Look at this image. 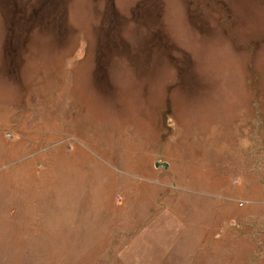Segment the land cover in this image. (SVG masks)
Here are the masks:
<instances>
[{
	"label": "rangeland",
	"instance_id": "374dc122",
	"mask_svg": "<svg viewBox=\"0 0 264 264\" xmlns=\"http://www.w3.org/2000/svg\"><path fill=\"white\" fill-rule=\"evenodd\" d=\"M0 264H264V0H0Z\"/></svg>",
	"mask_w": 264,
	"mask_h": 264
}]
</instances>
